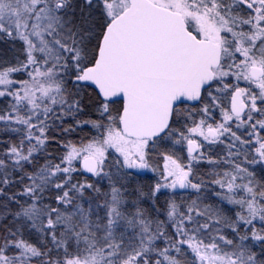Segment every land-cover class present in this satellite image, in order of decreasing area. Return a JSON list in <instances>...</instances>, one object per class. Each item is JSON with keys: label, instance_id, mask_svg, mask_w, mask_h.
<instances>
[{"label": "snow or ice", "instance_id": "6c2138e0", "mask_svg": "<svg viewBox=\"0 0 264 264\" xmlns=\"http://www.w3.org/2000/svg\"><path fill=\"white\" fill-rule=\"evenodd\" d=\"M0 264H264V0H0Z\"/></svg>", "mask_w": 264, "mask_h": 264}]
</instances>
